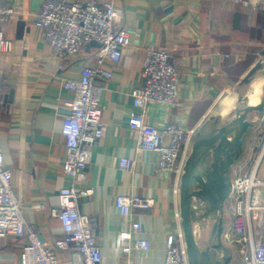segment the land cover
Listing matches in <instances>:
<instances>
[{"label":"crops","instance_id":"obj_1","mask_svg":"<svg viewBox=\"0 0 264 264\" xmlns=\"http://www.w3.org/2000/svg\"><path fill=\"white\" fill-rule=\"evenodd\" d=\"M43 1L1 0L14 11L0 20V29L12 41L9 52H0V145L26 227L54 248L63 230L53 210L59 207V188L69 182L62 171L65 140L60 128L67 112L64 102L73 93L63 82L77 79L83 67L96 66L98 44L90 42L64 57L53 53L43 31L35 26ZM111 1L122 13V57L119 62L105 60L103 66L111 76L96 80L101 86L104 129L88 145L85 178L73 181L76 189L92 187L93 193L79 196L76 202L79 211L91 219L103 264H126L128 260L161 264L166 235L178 226L177 174L159 168L156 152L138 148L137 133L127 125L131 93L145 84L142 67L146 53L157 48L169 51L178 72V100L173 105L150 101L136 111L159 129L177 124L192 130L264 55V0ZM163 139L168 142L170 137L164 135ZM121 157L131 160L130 169L119 166ZM259 177L264 179V169ZM118 194L147 198L152 205L122 215L114 204ZM259 201L264 204V186ZM226 215V227L230 220L242 219L228 206ZM134 222L140 224L138 233L132 239L121 238L120 233L129 231ZM253 223L256 242L258 225L255 219ZM134 236L148 239L149 249H136ZM227 237L224 233V241ZM247 238L244 233L230 238L235 244L226 242L234 250L233 264H241L242 250L249 249ZM24 242L22 237L1 234L0 264H19ZM55 253L59 264H83L77 248Z\"/></svg>","mask_w":264,"mask_h":264},{"label":"built area","instance_id":"obj_2","mask_svg":"<svg viewBox=\"0 0 264 264\" xmlns=\"http://www.w3.org/2000/svg\"><path fill=\"white\" fill-rule=\"evenodd\" d=\"M13 11V8L5 6L0 0V20H5ZM121 14V9L111 0L101 3L92 0H45L36 15L35 26L43 31L53 53L60 57L75 54L92 41L99 45L95 53L96 66L83 67L77 79L63 82V86L73 93L64 102L67 112L63 115L60 128L65 140L62 171L69 182L59 188V207L53 210L63 230L62 235L54 241V248L26 227L23 208L12 185V172L5 165L0 145V235L7 233L25 239L19 253V264H59L55 251L73 247L81 254L83 264H103L91 219L79 211L76 202L79 196L91 195L93 188L78 190L73 181L85 178L90 157L88 145L103 134L101 86L96 80L99 76H111V71L103 66L105 60L119 62L122 57L124 31L119 26ZM11 49L12 41L0 29V52H9ZM142 75L146 78L145 84L133 89L131 93L132 108L127 125L137 133L138 148L156 152L159 168L177 174L179 158L183 155L192 130L177 124H168L159 129L146 123L143 113L136 111L143 110L150 101L166 105L177 102L178 72L170 60L169 51L165 48L149 49ZM164 135L170 137L168 142L164 141ZM263 155L264 148L251 171H244L243 164L237 168L232 177V191L226 201V207L242 218L243 232L249 241V249L242 250L241 264H264V204L259 201L264 179L257 177V168ZM131 165L130 159L120 158L119 166L122 169H130ZM114 204L122 215H130L133 209L150 207L152 201L137 195L118 194ZM253 219L258 225L256 242ZM139 230L140 224L134 222L129 231L120 233V237L132 239ZM165 244V257L161 264H187L178 226L166 235ZM133 246L148 250L150 243L146 238L134 236ZM126 264L137 263L128 260Z\"/></svg>","mask_w":264,"mask_h":264},{"label":"water","instance_id":"obj_3","mask_svg":"<svg viewBox=\"0 0 264 264\" xmlns=\"http://www.w3.org/2000/svg\"><path fill=\"white\" fill-rule=\"evenodd\" d=\"M257 85L253 103L250 95ZM263 117L264 55L231 91L217 99L190 133L175 186L187 264H233L234 250L224 241L226 201L233 174L242 165L252 133Z\"/></svg>","mask_w":264,"mask_h":264},{"label":"rangeland","instance_id":"obj_4","mask_svg":"<svg viewBox=\"0 0 264 264\" xmlns=\"http://www.w3.org/2000/svg\"><path fill=\"white\" fill-rule=\"evenodd\" d=\"M263 148H264V120H261V122H259L255 130L253 131L251 139L249 141L247 154L242 163L244 171L248 172L253 169ZM263 169H264V155L262 156V159L257 168V177H259ZM243 225L244 223L242 219L236 222L233 221V219L230 220L229 225L226 227L225 230V234L228 235L229 237L225 239V242L227 243L229 242L230 244H235V242L230 240V238L233 236L243 235L244 234ZM235 260L236 262L238 261V254H236Z\"/></svg>","mask_w":264,"mask_h":264},{"label":"bare ground","instance_id":"obj_5","mask_svg":"<svg viewBox=\"0 0 264 264\" xmlns=\"http://www.w3.org/2000/svg\"><path fill=\"white\" fill-rule=\"evenodd\" d=\"M257 93H258V85L255 86L254 90H253V93L250 95V100L251 102H255L256 101V96H257Z\"/></svg>","mask_w":264,"mask_h":264}]
</instances>
